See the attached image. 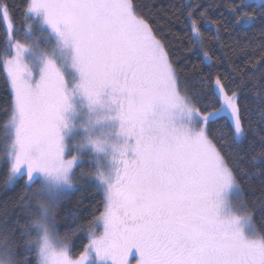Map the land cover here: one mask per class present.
<instances>
[{"label": "snow or ice", "instance_id": "1", "mask_svg": "<svg viewBox=\"0 0 264 264\" xmlns=\"http://www.w3.org/2000/svg\"><path fill=\"white\" fill-rule=\"evenodd\" d=\"M22 7L18 34L16 6L0 0V174L21 189L26 219L0 212V264H264V217L242 186L258 184L264 207V0ZM82 180L99 206L61 232L60 206Z\"/></svg>", "mask_w": 264, "mask_h": 264}, {"label": "trees", "instance_id": "2", "mask_svg": "<svg viewBox=\"0 0 264 264\" xmlns=\"http://www.w3.org/2000/svg\"><path fill=\"white\" fill-rule=\"evenodd\" d=\"M8 2L12 5H15V23L18 29V34L23 33L26 30V21L23 18V3L24 0H8ZM170 2V0H155V4H162L167 5ZM195 2V0H193ZM203 2H221V0H203ZM153 3V0H145V4ZM223 10V9H221ZM225 14L227 15V12L225 11ZM4 25L0 23V49L3 47L4 42ZM260 30V26L257 24L255 29L245 28L243 30L237 29V31L241 32V36H238L237 38L240 39L244 36V33L247 32L248 35H252L253 32L258 36ZM172 31L176 33H181L183 31L182 26L177 23L172 25ZM43 33L40 31L39 28L35 30V36L39 37L41 43L42 38L44 39V36L41 35ZM32 34L28 35V39L31 40ZM169 39L173 44V52L177 54L178 56H187L190 61H197V56L193 55L191 53H186L182 50V46L180 45L179 40L173 39L172 36L168 35L166 37ZM216 56H223V52L219 49L216 50ZM202 59V57H201ZM181 63H183V60H181ZM220 69L226 70L227 64L226 62L220 66ZM10 99L9 95V85L6 82L5 75L2 71H0V107L5 106L8 103V100ZM182 117L183 115L180 114ZM3 113L0 112V120H2ZM3 151V144L0 143V153ZM89 166V162L85 161V169H87ZM242 186L244 189L243 195L247 199L249 206L253 209L255 220L257 224L259 225L261 222L262 217H264V207L260 206V200L257 199V197H260V191L258 184L253 185L247 182L246 178H242ZM256 186L257 190L255 192L252 191V187ZM21 193V189L19 186L16 187H6L4 185V177L3 174H0V212L4 211L5 208L7 209L8 213L13 217L17 218L19 216V208L15 207V202L18 200L19 195ZM101 197L98 193L93 194L92 185L87 181H80L77 185V188L75 191H72L68 195V199L64 201L59 209V216H58V228L61 232H64L66 229H70L74 227V225L71 222V214L73 212H77L80 214L83 218L87 219L90 218L91 213L94 211L95 207L99 206V201ZM2 219V217H0ZM19 219L21 223H25L26 219L23 216H19ZM75 244H76V250H80V246L82 243H86L87 241L83 239V234H80V238H74ZM21 254L23 253V249L21 248ZM30 259H33L30 257Z\"/></svg>", "mask_w": 264, "mask_h": 264}, {"label": "rangeland", "instance_id": "3", "mask_svg": "<svg viewBox=\"0 0 264 264\" xmlns=\"http://www.w3.org/2000/svg\"><path fill=\"white\" fill-rule=\"evenodd\" d=\"M254 2L258 3L259 0H254ZM39 29H40V31H42L43 33H46V32H47V29H45V28H39ZM49 39H51V38H49ZM42 41H44V43H43V42L41 43L40 39L38 40V42L40 43V45H41L42 47L47 48L48 45L45 43V38H44V39L42 38ZM29 59H33V58H32V57H29ZM175 122H176L177 124H181V123H187L188 121H187V118H186V117H184V116L181 117L180 114H178V115L175 117ZM130 259H131V258H130ZM132 264H135V261H134V260L132 261Z\"/></svg>", "mask_w": 264, "mask_h": 264}]
</instances>
